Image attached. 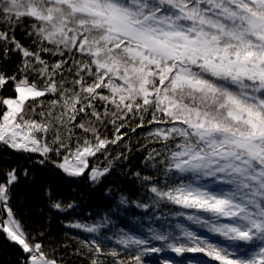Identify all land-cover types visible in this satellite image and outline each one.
Returning a JSON list of instances; mask_svg holds the SVG:
<instances>
[{
    "label": "snow or ice",
    "instance_id": "1",
    "mask_svg": "<svg viewBox=\"0 0 264 264\" xmlns=\"http://www.w3.org/2000/svg\"><path fill=\"white\" fill-rule=\"evenodd\" d=\"M8 84L0 150L28 166L0 163V234L18 264H264V0H0ZM34 165L132 183L89 217L83 190L45 188L69 248L17 211Z\"/></svg>",
    "mask_w": 264,
    "mask_h": 264
},
{
    "label": "trees",
    "instance_id": "2",
    "mask_svg": "<svg viewBox=\"0 0 264 264\" xmlns=\"http://www.w3.org/2000/svg\"><path fill=\"white\" fill-rule=\"evenodd\" d=\"M22 33L17 31V38H21ZM9 70L14 67V62L8 65ZM12 85L8 84L3 91H0V96L7 97L12 95ZM136 146L133 147V155L128 162L127 166L120 167V171H127L129 168L131 171H136L141 164L142 156L140 153L136 152ZM115 155V152L112 153ZM36 158L35 156L33 157ZM101 166L105 163L103 157H100ZM0 163L9 168L16 167L18 164L20 166H28L27 163L19 158L17 154L11 152V150H0ZM30 181L21 179V183L19 184V191L33 194L40 202L44 204L45 210L43 213L39 212L37 217L33 220L27 218L24 215V219L28 221L30 224L35 227L44 230H50L51 234L56 237L57 244L67 243L69 248L75 246V242L70 238V236H64L65 232L73 233L74 230L65 229L63 224L61 223L64 220V216L58 215L56 213H51L45 206L47 203L46 197L44 195L45 188L52 187L54 191L59 192L65 198H71V188L77 187V190H83V195L86 197L85 206L83 208V215L85 217H89L90 214L95 213L99 206L103 205L106 201L104 198V193L108 188L116 189L117 185H122L125 189H128L131 185V180L127 177H122L119 174V171L113 172V174L109 175L106 179L103 180L102 184L97 186L94 190L90 188V186L84 184L79 186L69 185L67 183L55 182V174L51 167H41L39 165L31 166L30 168ZM113 195H116L115 191ZM132 199H135V196H132ZM19 213L23 214L21 210H17ZM167 211V209H165ZM133 216L142 215L141 210H135L132 213ZM91 219H95V216H91ZM73 219H81V216H75ZM116 219V217H113ZM119 226H124L125 223L130 225V221L121 220L118 222ZM146 223V222H145ZM64 255L68 257L70 253L64 252ZM161 255H166L163 253ZM20 258L19 249L14 246L12 243L7 241L2 234H0V264H18ZM72 264H79V261L72 257ZM153 260H155V254H153ZM134 264V262H133Z\"/></svg>",
    "mask_w": 264,
    "mask_h": 264
},
{
    "label": "rangeland",
    "instance_id": "3",
    "mask_svg": "<svg viewBox=\"0 0 264 264\" xmlns=\"http://www.w3.org/2000/svg\"><path fill=\"white\" fill-rule=\"evenodd\" d=\"M19 185L15 189L19 196H22L24 199V206L18 208L17 210H21L23 214L27 216L30 220H33L37 217L38 213L41 212L40 209L43 208L45 210L44 204L40 202L33 194L25 193L18 190Z\"/></svg>",
    "mask_w": 264,
    "mask_h": 264
},
{
    "label": "water",
    "instance_id": "4",
    "mask_svg": "<svg viewBox=\"0 0 264 264\" xmlns=\"http://www.w3.org/2000/svg\"><path fill=\"white\" fill-rule=\"evenodd\" d=\"M166 255H174V254H171V253H166Z\"/></svg>",
    "mask_w": 264,
    "mask_h": 264
}]
</instances>
